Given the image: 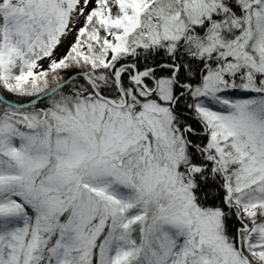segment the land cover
Listing matches in <instances>:
<instances>
[{
  "label": "snow or ice",
  "instance_id": "1",
  "mask_svg": "<svg viewBox=\"0 0 264 264\" xmlns=\"http://www.w3.org/2000/svg\"><path fill=\"white\" fill-rule=\"evenodd\" d=\"M0 264H264V0H0Z\"/></svg>",
  "mask_w": 264,
  "mask_h": 264
}]
</instances>
